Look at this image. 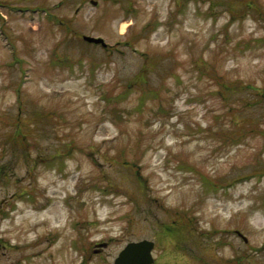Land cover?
Returning a JSON list of instances; mask_svg holds the SVG:
<instances>
[{
    "label": "rangeland",
    "instance_id": "obj_1",
    "mask_svg": "<svg viewBox=\"0 0 264 264\" xmlns=\"http://www.w3.org/2000/svg\"><path fill=\"white\" fill-rule=\"evenodd\" d=\"M143 239L264 264V0H0V264Z\"/></svg>",
    "mask_w": 264,
    "mask_h": 264
},
{
    "label": "water",
    "instance_id": "obj_2",
    "mask_svg": "<svg viewBox=\"0 0 264 264\" xmlns=\"http://www.w3.org/2000/svg\"><path fill=\"white\" fill-rule=\"evenodd\" d=\"M95 4L94 2H92ZM83 40L88 43L100 44L105 46L101 38L83 36ZM245 240V239H244ZM153 243L143 240L137 243H129L115 259L114 264H151L153 259L151 250Z\"/></svg>",
    "mask_w": 264,
    "mask_h": 264
},
{
    "label": "trees",
    "instance_id": "obj_3",
    "mask_svg": "<svg viewBox=\"0 0 264 264\" xmlns=\"http://www.w3.org/2000/svg\"><path fill=\"white\" fill-rule=\"evenodd\" d=\"M205 179V178H204ZM206 180V179H205ZM212 187H214V186H212Z\"/></svg>",
    "mask_w": 264,
    "mask_h": 264
}]
</instances>
